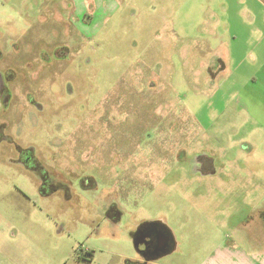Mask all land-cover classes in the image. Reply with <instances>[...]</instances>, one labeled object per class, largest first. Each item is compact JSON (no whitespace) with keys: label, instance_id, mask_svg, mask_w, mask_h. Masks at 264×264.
<instances>
[{"label":"rangeland","instance_id":"rangeland-1","mask_svg":"<svg viewBox=\"0 0 264 264\" xmlns=\"http://www.w3.org/2000/svg\"><path fill=\"white\" fill-rule=\"evenodd\" d=\"M191 7L192 0H0V46L12 52L19 40L17 52L28 57L43 42L50 59L15 83L18 101L30 90L47 109L29 107L8 131L35 144L72 190L71 198L45 194L1 151L0 264H124L140 255L132 232L151 220L166 223L178 242L151 264H201L227 234L264 245V147L252 155L242 131L224 129L226 103L208 91L220 74L209 77L210 61L186 55L187 26L202 18ZM59 44L69 55L54 62ZM202 150L232 168L193 172L189 158ZM113 205L116 222L107 217Z\"/></svg>","mask_w":264,"mask_h":264},{"label":"crops","instance_id":"crops-1","mask_svg":"<svg viewBox=\"0 0 264 264\" xmlns=\"http://www.w3.org/2000/svg\"><path fill=\"white\" fill-rule=\"evenodd\" d=\"M195 1L200 2L196 10L192 8ZM192 7L191 11H199L202 18L187 26L192 38L186 55L210 61L205 66L209 77L220 74L217 83H208L212 84L208 86L210 99L221 95L226 103L224 129L242 131L240 141L256 156V151L264 147V0H192ZM73 9L70 19L79 11L75 6ZM78 20L81 22L79 16ZM226 168L229 170L232 164L223 162L217 174ZM160 222L175 240V248L167 255L178 249V242L174 231ZM139 259L140 255L127 257L124 264H137ZM201 264H264V245L249 247L227 234Z\"/></svg>","mask_w":264,"mask_h":264},{"label":"flooded vegetation","instance_id":"flooded-vegetation-1","mask_svg":"<svg viewBox=\"0 0 264 264\" xmlns=\"http://www.w3.org/2000/svg\"><path fill=\"white\" fill-rule=\"evenodd\" d=\"M40 43L42 45H34V54L28 57H23L17 52L21 48L19 40L12 43V52L9 51L7 53L5 51L6 47L3 48L0 46V153L3 150L6 156H8L10 163L17 165L34 175L35 178H38L40 180V188L43 189L45 194L50 195L61 191L66 197L71 198V182L60 177V175L52 173L49 166L41 158L39 148L35 144H29L14 136L8 131L9 126L7 127L13 118H19L18 116L29 112V107L40 113L47 109L44 101L40 100L38 95L30 92V90H27L29 92L26 93L25 102L16 99L17 92L15 83L21 72L28 74L39 73L50 66V59L48 57V51L46 50L48 45L43 42ZM35 49L38 50L35 51ZM68 55L69 52L65 51L62 45L54 46V62L63 61ZM34 60H36L35 64L33 63ZM23 62H26L25 65L22 64ZM67 83L69 81H65L64 86ZM243 145V147H246V144L243 143ZM216 160L217 158L215 156L202 150L193 153L189 158L188 164L193 172L202 174L203 176H209L218 172L220 164L217 165ZM49 185L52 187V190L47 191ZM84 186L87 187L88 185L84 184ZM114 209L118 208L114 207ZM132 236L133 238H139L141 240L139 245L140 259L137 261V264H147L175 248L174 237L169 235L166 226L161 222L157 223L151 220L150 222L141 223L132 232ZM164 237L168 238L166 244L165 242L163 243ZM163 244L165 246L164 251L161 250Z\"/></svg>","mask_w":264,"mask_h":264},{"label":"trees","instance_id":"trees-1","mask_svg":"<svg viewBox=\"0 0 264 264\" xmlns=\"http://www.w3.org/2000/svg\"><path fill=\"white\" fill-rule=\"evenodd\" d=\"M117 208L116 205H113V207L111 209L108 210V217L112 220V221H117L120 219V214H121V211H119V209H114ZM150 222V221H148ZM153 222H160L159 220H153ZM89 255H92L93 256V251L89 252ZM92 256H91V259L92 260ZM130 260H127V263H129Z\"/></svg>","mask_w":264,"mask_h":264},{"label":"water","instance_id":"water-1","mask_svg":"<svg viewBox=\"0 0 264 264\" xmlns=\"http://www.w3.org/2000/svg\"><path fill=\"white\" fill-rule=\"evenodd\" d=\"M133 241H134V245H135V247L138 249V251H139V245H140V243H141V240L139 239V238H133ZM168 241V238H163V243L165 242V244H166V242ZM162 249V251H164V249H165V246H164V244H163V246L161 247Z\"/></svg>","mask_w":264,"mask_h":264},{"label":"built area","instance_id":"built-area-1","mask_svg":"<svg viewBox=\"0 0 264 264\" xmlns=\"http://www.w3.org/2000/svg\"><path fill=\"white\" fill-rule=\"evenodd\" d=\"M84 252L87 253V254H89V252H91V250H89V249H85Z\"/></svg>","mask_w":264,"mask_h":264}]
</instances>
